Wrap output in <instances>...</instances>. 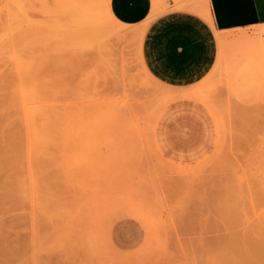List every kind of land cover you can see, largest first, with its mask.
<instances>
[{
	"label": "rangeland",
	"instance_id": "374dc122",
	"mask_svg": "<svg viewBox=\"0 0 264 264\" xmlns=\"http://www.w3.org/2000/svg\"><path fill=\"white\" fill-rule=\"evenodd\" d=\"M75 1L0 0V264H245L249 247L262 263L259 28L221 35L209 71L170 82L146 33L180 5L205 17L200 1L123 26L99 0V28Z\"/></svg>",
	"mask_w": 264,
	"mask_h": 264
},
{
	"label": "crops",
	"instance_id": "0c3cea01",
	"mask_svg": "<svg viewBox=\"0 0 264 264\" xmlns=\"http://www.w3.org/2000/svg\"><path fill=\"white\" fill-rule=\"evenodd\" d=\"M198 1L206 18L180 5L181 9L158 17L146 33L144 52L148 63L167 81H197L211 69L219 48L221 51V35L264 27V0ZM154 2L110 0V10L120 23L138 24L156 15Z\"/></svg>",
	"mask_w": 264,
	"mask_h": 264
},
{
	"label": "bare ground",
	"instance_id": "6f19581e",
	"mask_svg": "<svg viewBox=\"0 0 264 264\" xmlns=\"http://www.w3.org/2000/svg\"><path fill=\"white\" fill-rule=\"evenodd\" d=\"M75 1V0H74ZM81 1H87V4L86 5H88V6H86V8H85V10H84V12H85V19H87V20H85V22H84V24L86 25L85 27L86 28H88L87 26H89V25H91V26H96L97 28H99L98 26H100V23L97 21V19H95V20H93L92 21V19L90 20V17H92L93 16V14H94V11L96 10V6L98 5V6H100L101 4L100 3H98L99 2V0H81ZM81 1L80 0H76L75 2H80L81 3ZM100 4V5H99ZM158 4H159V0H155V2H154V8H153V14L154 13H156L157 11H158ZM101 7L104 9V16H105V19H108V20H112L113 22H115L116 24H118V25H123V26H126V25H124V24H122V23H120L114 16H113V14H112V12H111V10H110V2H109V0H107L106 1V3H102V5H101ZM102 9V10H103ZM96 12V11H95ZM96 15H97V13H95ZM97 18V17H96ZM105 23H107V21L105 22ZM108 25V24H107ZM107 25H106V28H108L107 27ZM109 27H110V25H108ZM111 28V27H110ZM117 28V27H116ZM112 29V28H111ZM110 29H108V32H113L112 30H110ZM114 30V29H113ZM142 30V29H141ZM259 31L258 32H256V33H258V34H261V36L260 37H262V36H264V27H262V28H259L258 29ZM88 31V30H87ZM117 30H115V33H117L116 32ZM143 31V30H142ZM93 32V31H92ZM107 32V31H106ZM107 32V33H108ZM95 32H93V34H94ZM119 33V32H118ZM97 34V33H96ZM96 34L94 35L95 37H96ZM142 35H143V32L141 33ZM253 34V33H252ZM110 35H113V33L111 34L110 33ZM114 35H120V34H114ZM142 35H141V37H142ZM98 36V35H97ZM223 41V44L225 43V39H224V37H223V39H222ZM227 226V225H226ZM229 227V226H228ZM230 229V228H229ZM244 234H246V235H248L247 233H244ZM233 236H234V234H232ZM255 235V234H254ZM235 236L236 237H238V235H236L235 234ZM242 237V236H241ZM245 237V236H244ZM248 237H250V236H248ZM247 237V238H248ZM255 237V236H254ZM232 238V237H231ZM230 238V239H231ZM256 239L257 238H259L258 237V235H256V237H255ZM241 239V238H240ZM260 239H262V238H260ZM260 239H259V242H262V241H260ZM264 239V238H263ZM233 240V239H232ZM237 240H239V238L238 239H236V241ZM244 240V242H245V244H246V241H248L249 240V238H248V240H246V237H245V239H243ZM246 240V241H245ZM250 240H252L253 241V239H251V237H250ZM233 241H235V237H234V240ZM235 241V242H236ZM241 241V240H240ZM254 241H256V240H254ZM252 242V243H257V242ZM264 241V240H263ZM242 242V241H241ZM249 242V241H248ZM251 245V244H250ZM248 248V247H247ZM250 248H252V247H249L248 248V251H247V249H245V253L247 254L248 253V256L250 257V255L251 256H253V253H252V249H250ZM242 251H244V249L242 248L241 249ZM256 249H254L253 251L254 252H256L255 251ZM239 251V250H238ZM251 251V252H250ZM259 251L261 252V251H263V253H264V249H262L261 248V250L259 249ZM250 252V253H249ZM258 253V251H257V253L258 254H260L261 256L263 255V253L261 254V253ZM244 253V252H243ZM243 253H241V255H240V257L242 258V259H240V261H244V259H245V262H247V263H245V264H248V262H249V259L246 257V255L245 254H243ZM252 253V254H251ZM239 254H240V252H239ZM244 256H243V255ZM246 257V258H245ZM262 257H264V255L262 256ZM247 259H248V261H247ZM260 260H263L262 261V263H260V264H264V258L263 259H260ZM250 264H252L251 262H249ZM243 264H244V262H243Z\"/></svg>",
	"mask_w": 264,
	"mask_h": 264
}]
</instances>
